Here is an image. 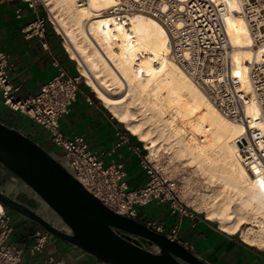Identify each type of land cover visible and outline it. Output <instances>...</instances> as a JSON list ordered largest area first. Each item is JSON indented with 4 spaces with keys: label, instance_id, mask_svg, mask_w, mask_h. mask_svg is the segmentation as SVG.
<instances>
[{
    "label": "bare ground",
    "instance_id": "6f19581e",
    "mask_svg": "<svg viewBox=\"0 0 264 264\" xmlns=\"http://www.w3.org/2000/svg\"><path fill=\"white\" fill-rule=\"evenodd\" d=\"M41 1L50 8L67 51L96 97L144 143L150 162L158 159L175 180L183 179L186 206L230 234L253 225L241 237L264 249V179L252 177L237 156V142L243 141L246 127L222 115L169 57L170 34L162 23L146 13L105 14L121 0ZM228 4L241 12L238 1ZM168 7L164 2L162 11ZM226 24L236 47L235 74L249 84L248 62L264 55V46L253 48L249 25L241 15L227 16ZM259 112L254 104L248 115L259 119ZM178 156L194 165V175H180L170 166Z\"/></svg>",
    "mask_w": 264,
    "mask_h": 264
},
{
    "label": "built area",
    "instance_id": "2783aa9c",
    "mask_svg": "<svg viewBox=\"0 0 264 264\" xmlns=\"http://www.w3.org/2000/svg\"><path fill=\"white\" fill-rule=\"evenodd\" d=\"M228 1L121 0L113 11L125 15L146 13L162 23L170 34L169 57L184 69L222 115L246 127L237 156L252 177L264 179V129L259 127L264 125V55L248 62L249 84L244 83L235 74L233 55L236 47L231 42L226 24L227 16L241 15L249 25L254 39L253 48L259 50L264 46V0H231L240 3V13H236ZM22 2L36 14L35 20L24 28L25 36L39 38L42 48L49 50L47 24L53 22L49 15H41L43 9L40 4L43 6V3L40 0ZM164 2L169 6L166 13L162 11ZM9 58L6 52L0 51L2 106L27 117L45 130L52 144L61 151V157L74 171L75 178L117 214L137 220L138 208L152 203H168L171 214L180 215L168 232L160 221H148L145 225L181 243L178 236L183 219H195L202 214L183 203L177 180H172L156 168L145 155L142 166L147 172L148 181L144 187L131 191L125 182V165L105 163L106 156L113 155L128 141L126 135L110 151L93 152L83 136L69 137L62 131L60 120L69 114L82 90L81 73L72 75L55 60L58 73L43 85L40 93L17 99V90L11 84L8 71ZM254 104L260 108L259 119L248 115L249 108ZM12 228L9 212L0 201V264H23L27 252L31 255L43 252L48 233L36 232L33 245L25 250L9 244ZM181 244L192 250L187 243ZM49 264L65 263L50 260Z\"/></svg>",
    "mask_w": 264,
    "mask_h": 264
},
{
    "label": "crops",
    "instance_id": "0c3cea01",
    "mask_svg": "<svg viewBox=\"0 0 264 264\" xmlns=\"http://www.w3.org/2000/svg\"><path fill=\"white\" fill-rule=\"evenodd\" d=\"M41 15L45 14L42 12ZM35 18V11L27 7L22 0H0V51L6 52L10 57L8 71L11 84L17 90V99L40 93L43 85L58 73L55 60L70 74H79L77 61L67 51L62 36L50 24H47L49 50L42 48L39 38L25 36L24 28ZM0 118L10 120L12 128L20 129L46 151L55 152L61 157V151L52 144L45 130L27 117L2 106L1 94ZM23 125H26V129ZM60 125L69 137L83 136L93 152L110 151L121 141V137L126 135L128 141L113 155L106 156L105 163L125 165V182L131 191L146 185L148 175L142 166V157L146 153L143 143L126 131L125 126L87 86L82 85L77 102L72 105L69 114L61 118ZM8 212L13 227L9 244L28 249L35 241L36 232L45 231L38 227L30 228L25 218L9 210ZM179 217V214H171L168 203H152L137 210L138 221L143 224L148 221H160L165 225L167 232ZM178 239L181 243L191 246V252L208 264H264L263 249L246 243L241 233L234 235L222 231L215 222L202 215L195 219L184 218ZM50 260L63 261L65 264H104L51 234H48V242L43 252L35 255L27 252L23 264H49Z\"/></svg>",
    "mask_w": 264,
    "mask_h": 264
},
{
    "label": "water",
    "instance_id": "95a60500",
    "mask_svg": "<svg viewBox=\"0 0 264 264\" xmlns=\"http://www.w3.org/2000/svg\"><path fill=\"white\" fill-rule=\"evenodd\" d=\"M0 201L30 228L104 264H208L178 241L114 212L75 178L66 159L1 122Z\"/></svg>",
    "mask_w": 264,
    "mask_h": 264
},
{
    "label": "rangeland",
    "instance_id": "374dc122",
    "mask_svg": "<svg viewBox=\"0 0 264 264\" xmlns=\"http://www.w3.org/2000/svg\"><path fill=\"white\" fill-rule=\"evenodd\" d=\"M41 1V0H40ZM40 3V2H39ZM41 3H42V1H41ZM87 3V1H85V4ZM40 6L42 7V9H43V13L45 14V15H49V17H50V19H51V21L53 22V24L52 23H50L49 22V24L53 27V29H56V31H58V33H60L61 34V36H62V39H63V42H64V45H65V41H66V39H65V36H64V34L63 33H61L59 30H58V28H57V26H56V24L54 23V21H53V16H52V14L50 13V8L49 7H45L44 6V4H43V6H42V4H40ZM113 11V9L112 10H109V11H107V12H105V14H110L111 12ZM78 63V62H77ZM77 65H79V64H77ZM81 73V72H80ZM82 75V74H81ZM82 85H85V86H87V87H89V89L92 91V89H91V87L90 86H88L87 85V83H86V79H85V77L83 76V80H82ZM93 92V91H92ZM93 94L95 95V97H96V94L93 92ZM98 99V98H97ZM0 122L1 123H3L4 125H6V126H8V127H11L12 126V123H11V121L10 120H8V119H6V118H0ZM124 125V124H123ZM23 128L24 129H26V125H23ZM16 130H18L19 132H21L22 133V131L20 130V129H16ZM140 141V140H139ZM35 142V141H34ZM38 144V143H37ZM39 145V144H38ZM143 145H144V143H143ZM41 146V145H40ZM42 147V146H41ZM145 149V148H144ZM145 155L146 156H149V151H147V150H145ZM178 158V160H176L174 163L175 164H173V163H171L172 165H170V166H174L175 168H177L178 170H177V173L179 172V170L181 171L179 174L180 175H182V172L183 173H188V174H190L189 176H192V175H194V174H192V173H190V171L191 172H193L194 170H195V167H194V165L193 164H190V163H186V162H188V161H186L185 162V160H186V158H183V159H181V156H178L177 157ZM180 158V159H179ZM178 161V162H177ZM154 165H155V167L156 168H158L160 171H162L163 173H166L172 180H175L174 178H173V175H171L172 174V172H171V170H170V173L168 172V170L166 169H164L163 167L161 168V164H159V161H158V159H155V160H153V162H152ZM186 163V164H185ZM107 164V163H106ZM178 164V165H177ZM176 165V166H175ZM178 166H180V169L178 168ZM202 173V172H201ZM172 177H171V176ZM203 178V177H202ZM214 181V182H213ZM177 182H178V190H179V194H180V196H181V189H182V184H183V179H180V178H178L177 179ZM204 182H206V183H208V180H204ZM209 182H211V181H209ZM212 183L214 184H216V183H218L217 181H215V180H212ZM182 197V196H181ZM182 201H183V203L186 205V203H185V201H184V199L182 198L181 199ZM138 210V209H137ZM200 214H202V213H200ZM202 216L203 217H205V215L204 214H202ZM217 224V223H216ZM218 225V224H217ZM253 227V225H247V224H245V225H243L242 226V228H241V232L243 231V230H245V229H247V227L249 228V227ZM255 229H258V227H254ZM240 232V233H241ZM239 233V234H240ZM263 249V248H262ZM264 250V249H263Z\"/></svg>",
    "mask_w": 264,
    "mask_h": 264
},
{
    "label": "trees",
    "instance_id": "16d2710c",
    "mask_svg": "<svg viewBox=\"0 0 264 264\" xmlns=\"http://www.w3.org/2000/svg\"><path fill=\"white\" fill-rule=\"evenodd\" d=\"M89 88V87H88ZM123 126V125H122ZM123 128H124V126H123ZM126 130V129H125ZM131 136H132V134L128 131V130H126Z\"/></svg>",
    "mask_w": 264,
    "mask_h": 264
}]
</instances>
